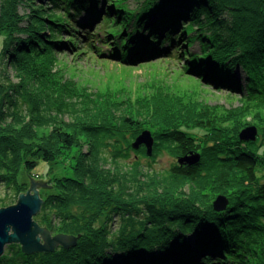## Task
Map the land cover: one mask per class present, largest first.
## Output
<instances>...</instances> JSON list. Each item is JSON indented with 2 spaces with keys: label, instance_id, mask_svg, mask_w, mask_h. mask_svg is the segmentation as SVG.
Returning <instances> with one entry per match:
<instances>
[{
  "label": "trees",
  "instance_id": "1",
  "mask_svg": "<svg viewBox=\"0 0 264 264\" xmlns=\"http://www.w3.org/2000/svg\"><path fill=\"white\" fill-rule=\"evenodd\" d=\"M21 1L0 0V175L15 182L18 194L20 165L32 171L39 160L79 149L74 175L57 179L59 194H50L37 215L53 232L82 234L81 243L88 242L66 262L264 264V139L242 140L247 123L156 78L141 92L93 94L51 67L54 50L107 54L128 67L180 52L185 73L261 107L264 0H136V7L129 0H50L51 6L30 5L28 13L20 12ZM43 80L52 92L53 85L64 91L63 100L39 93ZM258 111L254 119L263 126L264 110ZM146 128L156 138L153 158L200 152V161L146 167L138 156L148 155L146 147L132 146ZM205 185L213 197L229 196L227 210L197 206L207 196ZM86 191L97 194L88 205L67 204ZM117 216L124 224L114 230ZM41 256L32 263L55 259Z\"/></svg>",
  "mask_w": 264,
  "mask_h": 264
},
{
  "label": "rangeland",
  "instance_id": "2",
  "mask_svg": "<svg viewBox=\"0 0 264 264\" xmlns=\"http://www.w3.org/2000/svg\"><path fill=\"white\" fill-rule=\"evenodd\" d=\"M42 4L51 6L50 0H22L21 2H19V10L21 13H28L31 8L30 5L37 7L38 5H42ZM129 5L130 7H136L138 4L136 3V0H129ZM181 41L183 40L181 39ZM197 45H198V42H195L194 46H191L189 48H191V50L197 49L196 48ZM0 49H1V46H0ZM53 53L55 56H54V59L51 65L52 73L58 70L59 71L58 73L60 74L62 73V76H64V79H62L63 81L66 82V80L70 79L74 81L75 83H77L78 87L84 85L93 94H95L97 91L106 92L110 88H112L113 91H117V92L122 88L123 90H125V92H128V93L130 92L135 93L136 91L141 92L142 89L143 90L145 89L143 87L144 84L156 78L160 82L168 83L171 87H173V89L177 90L178 93L182 95H186L188 92L195 91L196 93L201 94V96L205 100L204 103H207L206 101L209 100L208 103L210 102L213 105H217L218 108L228 109L231 115L233 114L235 115L234 116L235 118L240 119L244 123H247V125H245L243 129L241 130L240 137L244 129L250 126H256L257 127L256 139L255 140L251 139L247 141H253V142H257L261 144L262 139H264V125L258 126L256 123L257 121L254 119V117H259L260 113L258 111V108H260V110L262 109L264 110V105L262 104L261 107H259L260 105H257V106L249 105L243 100L240 93L236 91H231L229 88H226L222 85L221 86L214 85L213 83L209 81L208 82L200 81L198 80L197 76H194L193 74L188 73V72L185 73L183 69V65L185 61L183 59V54H180V52H174L173 56L157 57V58L151 59L150 61H146L142 63H135L131 65V67H128L127 64L122 63L121 61L114 60L110 58L109 56L108 58L107 54L105 57H101V56L96 55L95 52L92 53L91 51L85 52L84 54H81L80 56L74 52L68 53V52H63L61 50H54ZM11 78L14 79V81L18 80V77H16L14 72L11 73ZM47 81L48 82L43 80L41 84L42 87L37 86V88H40L37 91H39V93H43L44 95L47 94L48 99L56 98V102L59 103L61 100H63L62 97L66 96L65 92L64 91L62 92L61 89L59 90V88H57L54 85H53L54 91L52 92L49 86L52 84L49 83V80ZM44 88L46 89V92ZM237 111L238 112L240 111V112L238 113ZM55 116H57L58 120L63 118L61 115H55ZM146 129L150 130V132L152 133V136L155 138L153 131L149 128H146ZM241 139L244 140L242 137ZM155 142H156V138L154 141V147H155ZM122 145L124 149L127 148V143L125 141L122 142ZM108 147H111V146H108ZM106 149L107 150L105 151H108V148ZM195 153H197L198 155H201L200 152H195ZM77 154L78 155L80 154L79 149L76 150L73 148V150L71 151L63 152V154L58 156L59 158L53 159L52 161L39 160L38 165L32 171H27L25 169L24 164L20 165L19 170L17 171L18 173L16 176V181L18 180L19 183H22L21 191L17 194V190H16L17 185L15 184L14 181L13 182L9 181L8 177H6L5 180H2L0 183V207L16 203L19 199V194L21 192H24V193L27 192V190L31 187L29 175L34 178L43 179L46 181L47 184H51L54 186L51 188L42 187L41 185L35 186V188H38L40 190V197L43 198L44 200L43 204L45 203V200L47 199V197L50 196V194H59V191L57 190V187H56L57 179L59 177L62 178L63 176H73L74 175L72 164L75 163L74 160L76 157H73V156ZM137 154L136 152L131 151L130 158L137 159V157L139 156L141 158V161L145 165H147L146 167H154L157 169L168 168L169 166H171V164H173L174 162H177L180 156L179 155L178 157H173L167 152L158 154L155 158H153L152 155H149V154L147 156H143V154L141 155L139 154L137 156ZM260 163L264 167V160L260 159ZM140 188H143V187H140ZM190 188L191 186L186 185L184 189L186 190ZM208 190H210V188H208V185H205V193L207 196L203 198V201H202L203 203L202 204L198 203L197 206L199 205L201 206L203 204H206V205L212 204L216 196L213 197L210 193L211 190L210 192ZM31 191L33 192L34 190L31 189ZM87 193L88 194H86V196L91 195L92 198L89 196L86 197V196L81 195L76 200H73L71 197H69L71 200H69L67 204L75 205L76 203L77 204L81 203L80 205L76 204L75 205L76 207L88 205V203L86 202L93 201L94 195L96 196L97 194L96 192H93V191L92 192L89 191ZM187 194L189 195V193ZM196 197H199V196H196ZM227 197L229 199L228 195ZM175 198H178V195H176ZM112 203H114V200L112 201ZM180 203H182V201H180ZM129 204L130 202L129 203L126 202L123 205L126 207H130ZM103 205H104L103 208H107L104 202H103ZM58 209L59 211H62L61 208H58ZM129 209H130L129 210L130 212L131 207ZM126 210H128V208H126ZM39 213H41V211ZM35 219L37 220V215L35 216ZM121 223L123 225L124 221H122L119 218V216H117L116 219H114L112 223V228L114 230H117L119 228L118 226H120ZM57 233L58 232H51L52 235H55ZM40 237H41V241L44 242L43 236L40 235ZM81 242L82 241L79 238L78 243L74 247H71V248H66L63 246V244L58 243L56 244L55 246L56 249L54 251H50V252L37 251L32 254H27L23 251L21 247L22 244L20 242L11 241L5 245L4 252L2 255H0V264H33L32 259H41L42 258L41 255H47V256L54 255L55 256V259L51 261H47L45 262V264H48V263L56 264L59 261V259H61L62 257H63V260H65L64 264H68V262L66 261L67 259L70 258L69 255L74 250V248L77 249L76 247H80V246L83 247L86 243H88L86 242L82 244ZM110 247L111 246H107L106 247L107 249H104V250L108 252L109 250H111ZM118 253L119 252L115 254H118Z\"/></svg>",
  "mask_w": 264,
  "mask_h": 264
},
{
  "label": "water",
  "instance_id": "3",
  "mask_svg": "<svg viewBox=\"0 0 264 264\" xmlns=\"http://www.w3.org/2000/svg\"><path fill=\"white\" fill-rule=\"evenodd\" d=\"M257 136V127L250 126L244 129L241 137L244 140H255ZM155 138L148 129H144L135 138L132 146L139 149L142 145L146 147L147 153L152 155L154 150ZM201 155L190 153L180 155L179 164L195 165L200 161ZM29 175V174H28ZM30 177L31 187L26 193L21 192L16 203L0 207V255L3 254L5 245L8 242H20L22 249L27 254L37 251H54L56 244L61 243L66 248L74 247L82 234L60 233L52 235L51 229L42 226L35 216L42 209L43 198L40 197V190L35 188L37 185L42 187H54L47 184L45 180ZM31 189L34 191L32 192ZM230 201L226 194L218 193L212 202L213 209L221 212L227 209ZM43 236L44 242L41 241Z\"/></svg>",
  "mask_w": 264,
  "mask_h": 264
},
{
  "label": "bare ground",
  "instance_id": "4",
  "mask_svg": "<svg viewBox=\"0 0 264 264\" xmlns=\"http://www.w3.org/2000/svg\"><path fill=\"white\" fill-rule=\"evenodd\" d=\"M69 95H72V94H69ZM66 98H68V99H70V97L69 96H67ZM74 97H72V99H73ZM109 264H111V263H109Z\"/></svg>",
  "mask_w": 264,
  "mask_h": 264
},
{
  "label": "flooded vegetation",
  "instance_id": "5",
  "mask_svg": "<svg viewBox=\"0 0 264 264\" xmlns=\"http://www.w3.org/2000/svg\"><path fill=\"white\" fill-rule=\"evenodd\" d=\"M2 180H3V179H2V177L0 176V183H1Z\"/></svg>",
  "mask_w": 264,
  "mask_h": 264
}]
</instances>
